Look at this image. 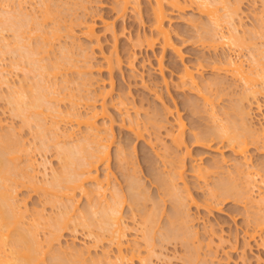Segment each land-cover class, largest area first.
Instances as JSON below:
<instances>
[{
	"label": "rangeland",
	"instance_id": "1",
	"mask_svg": "<svg viewBox=\"0 0 264 264\" xmlns=\"http://www.w3.org/2000/svg\"><path fill=\"white\" fill-rule=\"evenodd\" d=\"M20 1L22 0H19V2ZM19 2L18 1H15L14 3L11 2L12 5L14 4V6L11 5L12 8L11 7L8 8L5 7V8L7 10H11V9L14 10V8L18 7L17 9H19V5H18ZM40 2L42 3V1L40 0H24L22 1V5L24 9L27 8L26 11L29 13V15L31 14L36 16L40 12L37 16L38 18H40V20L44 21L42 15H44L45 10L43 9L45 7L43 3L40 4ZM237 2L240 5V7L238 6L240 10L235 20L238 24H241L240 28L242 34L240 35L242 36V38L246 40L244 47L242 49L241 48L238 49L235 46L228 47V45H223L220 44L219 42L216 43V41H215L216 44H212L214 40L213 41L211 40L212 42L209 41L204 43L201 40L200 36L202 35L200 34L203 33L202 28L205 27V26L203 27L202 25H207L206 23L208 19L205 16L201 15V13H199L197 9H194L195 8L194 7L193 9L192 8L187 9L185 12H180V13L178 12L172 15V22L170 24V28L172 30V37L176 45L179 48H181V52L183 55L182 57L179 54H177V52H174L171 49H167L166 51H164L161 44L159 43H157L153 48H147V46L146 47L143 46L139 48L133 47L134 44L133 42H131L132 41L131 38L133 37L134 39L136 37L135 35L138 32H140V34L142 35L143 33L147 34V32H150V28L152 25L151 22L152 12L150 9V4L147 3L146 0H144L141 5L142 7L141 16H139L138 12L131 9L125 17H119L117 15V12L114 10L115 0H51V2L49 0L47 3L49 6L50 5L53 6V7L50 6V9L52 11L55 10L56 12H58L57 11L58 9L55 8H57V6L58 8L60 7L59 10L62 11V15L60 11V14L58 16H61L63 20L62 19L60 20L56 15L57 17L56 18L53 17L52 18L53 20L47 19V22L45 23L46 26L44 25V22H41L39 20L41 23H43L44 27L47 30L54 28L55 24L53 22L55 19H59L61 21V25L64 26V27L61 26L63 32V34L61 33L62 39L60 38L61 39V40L59 39L60 41H56L55 47H52V50L54 49L55 51L53 50L54 51L53 52L50 49L52 51L49 53L50 55L47 53L46 55H44L45 53H43V55L46 56L45 57L46 60H43L45 63L47 62V64L49 63L50 65L52 61L56 62L58 60V57L56 58L55 54L59 55V57L61 58L63 55L61 56L62 51L60 50L64 49L63 47L66 46L69 42L70 44H72L71 43L72 40L73 41L77 40L75 42H78V44H75V42H73L76 46L72 44L73 47L75 46V50L74 48L73 50L75 51L76 55L78 50L76 48L79 47L78 45H80L78 50L79 56L75 55L76 56L75 57L73 55L74 51L73 54H71L72 56H74L73 57L74 62L79 64L78 67H74V68L71 67V70L63 69V71H61L63 73L60 72L61 75L58 76V79L56 78L57 80L54 78V76L53 78H51L52 80L51 79L50 80L54 81L53 79H55V81H57L59 85L65 82L63 86L70 87L68 88V90L69 89L70 90L69 91L67 90L66 91L67 93L66 92L65 93L68 95L70 91L73 92L71 94L72 97L74 94H76L75 96L79 95L80 94L79 90L81 92L86 91L85 93L83 92V95L81 94L77 96V100L79 104L77 109H79V111H81L82 113L91 112L92 110H94V105H96L97 111L99 110L100 112L103 109V104L106 103V105L105 104L104 105L107 106L108 113L106 116L104 117L101 116L98 119L99 122L98 124L101 126L100 133L102 136H104V141L107 139L105 142H107V144L110 147L109 151L111 156L108 165L106 166L100 165L99 168L100 180L101 181L105 180L106 175H109L110 186L107 192L108 199H110V195L112 192H114L115 189L123 193V194L121 193V195H123L122 197H126V200L124 199L125 202L122 201L123 205L121 206L120 209L122 211V218L124 225L127 227V232H128L127 233L128 238L126 237V241L129 240L132 242L133 239V241L136 240L139 243L138 245H140L141 247L140 257L146 258L147 264H187L186 260L187 262H189V257H192L194 253L197 256L195 257V259L197 260L195 261L194 259L195 264L196 262L199 264H201L202 262L204 264L206 263L264 264V243L263 241H261L264 238L263 237L264 229L263 231L259 230L260 232L257 234L256 238L253 237L250 240L247 234V231L249 233V231L252 232L254 230L255 224H253L254 223L253 221L255 219L253 217H257L254 216L257 215L256 214L257 210L255 208L254 209L256 211L250 209L253 207H251L250 204L248 205L249 202L246 201L239 202L232 198L228 199L224 197H221L222 200H220L221 199L220 196L219 198L217 197L216 199L211 198L210 196L211 190L214 188V184H218L220 180H221L220 182H222V180L223 179L226 180V178L230 179L233 174L236 175L235 169H237L236 167L239 163H241L240 166L244 168L246 171L250 169L252 172L258 173L256 175V179L259 183L257 184L259 186L261 185L260 187L264 189L263 188L264 187V182H263L264 138L262 137L263 140L257 143V141H255L253 137L251 136L247 137V140L250 142L249 143L250 147L248 149L249 151L247 152V156L249 157L248 162H245L244 159H241L240 156H237L231 149L227 147L226 144L227 142H223L220 139L217 140L214 139L211 142L202 143V144L196 142L195 140V135L202 136L206 132H207L206 134L209 135V133L211 134L212 130H214L213 128L217 126L214 125L217 123H215L212 120V117H210L212 116L210 112L212 111L211 109L213 106L215 107L214 111L215 112L217 111L220 115L219 119L223 120V122L221 121V123H225L227 122L225 120H230L229 118H232L233 115H236L234 114V106L237 107V105L241 104L240 100L243 97L241 95H244L247 89V86L243 83V81L236 79L231 74L227 73V71L220 70L221 71L220 72L218 69L215 70L213 68L214 65L215 66L219 65V67H223V66L225 67L226 58L229 56L235 58V55L240 52L241 59L245 61L244 62L245 66L248 69L249 67L248 65L253 60V53L254 54L257 53V51L255 50L264 48V0H231V3L237 4ZM68 9H71V11ZM26 11L24 10L23 12L26 13ZM221 13L224 12L221 11ZM85 19L87 22L90 23L95 22L97 35L99 37L100 42L97 43L95 39L92 40L86 38L82 34L83 27L80 26L77 21L79 20L85 21ZM191 20H196V22H198L199 28H194L195 26H193ZM74 22H77L78 25L75 26ZM105 22L106 23L109 22L111 25H113L115 30L118 32L117 35L119 36V39L117 41L118 43L116 45L117 46L116 49L117 52L123 58L122 68L115 69L114 70L115 72L112 75L114 79V84H113L114 86L110 84L111 83L110 72L106 70L105 67L101 68L102 69L101 71H98V68H100L101 64L103 65L105 64L103 58L104 55L105 54L110 55L113 50L116 51V49H114L115 40L113 38L114 37L113 32L107 29ZM71 23H73V25L75 26V27L73 26L75 33H73L74 38L71 36L72 40L69 39L70 33L66 29H64L66 28V26L70 27L72 25ZM29 30L30 29H28L27 31L30 35L27 36H31L30 39L32 40L31 41L32 43L31 42L30 43L32 44V46L35 47L37 45L39 37L36 35L35 33L36 31L35 32L32 31L33 33L31 35L30 33L31 31L29 32ZM122 30L124 32H122ZM206 34L209 35L208 33ZM131 35L133 36L131 37ZM1 37L2 38L5 37V40H7L6 42H10V44H13L15 42L14 32L12 30H6V31L4 30V32L0 34V38ZM129 39H131V41H129ZM2 41H4V39H2L0 43H2ZM215 45H217L218 47L215 48ZM233 47L236 50V52L233 49ZM65 48H68V45ZM70 49L71 47L69 48V50ZM65 50L68 51L67 49ZM81 51H83L84 54L87 52L85 56H87L88 58L83 57ZM133 53H136L137 55H136V59L132 63L133 65L131 64L132 65L131 66L129 62V60H131L129 59L130 58L129 55L131 56ZM87 54H89V56ZM2 55L3 54L0 55V70L3 71L5 78L9 81L11 86L19 87L21 83H23L24 81L27 82V80H29L30 82L35 80L33 78L34 77L33 72H30L29 70L30 65L27 63V61L25 62L23 61L21 62L22 64L21 63L18 64L16 60L18 59V57L16 54L14 55V53H10V54L8 53L6 55L3 56ZM43 55H38L37 57L43 58L42 57ZM47 55L52 56L51 59L50 57H47ZM161 57H163L162 60L163 68L160 67V63H159ZM77 59H79L82 62L78 63ZM85 59H89L90 62L88 60L85 61ZM83 61H85L86 64L90 63L93 66V69L92 67H90L92 70H89L88 64L86 66V64H83ZM185 65L190 66L194 70L198 69V67L199 70L203 69L202 67H205V69L201 71V73L202 72L203 73L202 74L200 73L201 76L199 81L200 80H201L200 82L203 81V83H201L203 86H201L200 84L201 88L204 87L205 84L204 81L207 82V80L209 82L218 79L219 81L223 82V85H221L220 87H216L213 85L212 89L208 90V92L202 90L208 93L206 95L209 97V99H211L209 104L204 105L205 101L201 95L196 93L197 91H192V89L184 90L182 87L179 86V76ZM80 67H82L81 68L82 72L85 74H82L81 70L79 69ZM86 67L88 69H85ZM79 71L81 72L80 74ZM218 72H220L221 74ZM50 77H52V75ZM83 79L87 80V81L85 80L87 82V84H85L86 87L84 85L83 86L79 85V83L83 84ZM68 80L69 82L67 85L66 81ZM78 85L80 86L79 89H78L79 87ZM84 87L86 88V90ZM9 89L10 88L8 87V85H4V86L2 85V87H0V122L2 121L0 124L3 123V125H0V137L4 135H5L4 137H6L7 133L8 135H11L12 133L11 131H13V134L15 133V135L18 136L14 138L17 139L19 138L21 142L23 141L25 142V143H21L22 147H24L25 145V149H26L25 153L22 154L23 160L20 162L21 167L23 168L26 165V163L28 162L27 159H30L29 157L36 159L33 160L35 161L36 164L34 168L35 169L37 168L36 172H38V178H39L38 182L40 183V185L43 186L47 185L48 187H50L49 185L51 184L48 185V183H50V180H53L55 175H58L59 172L61 173V171H63L61 167L63 165L62 164L63 161L61 160L60 155L58 153L59 147L56 145V140L53 139L55 137V132L59 130L60 132L59 131L58 132L59 133L62 132V134H64L65 132H67V134L73 133L74 137L71 140L77 141L80 138L84 137V135L86 136L87 135L86 131L88 132L89 130L86 127L78 126V124L74 120L71 121L70 118L66 119L65 115L67 114L65 113L71 110L69 108L70 106H73V104L69 99L66 100L65 98L66 101L61 102L59 104L60 106L59 109L61 110V113L62 111L64 112V114L61 115L62 119H65L62 120L60 117H58L60 118L58 120L61 121V123L59 122L61 125V126L59 125V128H61V130L60 129L55 130L54 124H53L54 127H51L52 124L49 121H51L52 118H49V116H51L50 115L51 113H49V111H47L49 113V114L47 113V116L43 115L45 117L44 119L46 120L43 121L46 122V126H48L47 130H49V132L47 131L48 133L47 140L49 141L50 144L49 147H51L52 149L48 148V150L47 149L45 151L42 150V147L40 146H43L42 142L44 140L46 144H48L47 140L43 138L44 140L42 141L40 137H37L36 129L38 130V128L35 125L36 124L35 121H33L32 122L33 124L31 123L29 127L27 125L26 127L24 124H22L23 120L14 114L12 105L10 104L8 98L10 96ZM103 94L105 95L106 99L104 98ZM61 95L63 94H60V96ZM80 96L82 98H80ZM66 97L70 98L69 95ZM104 99L106 100V102H104L105 101ZM73 100L77 101L76 99ZM89 100H92L94 102L93 103L94 105L92 104V101ZM249 100L252 103L254 101L255 105L253 104V108L251 109L252 111L250 112V114H252V117L248 116L249 118L248 123L250 125H253L252 127H254V129L260 130L261 128H264V95L262 93H258L257 95H250ZM123 101L125 102L124 104H126V108L124 107V104L123 106L119 104L121 102L123 103ZM190 101L192 103H190ZM197 102L199 104H197ZM88 103L90 106L88 105ZM248 103L249 102L247 100H244L245 106H247ZM256 104H260L261 108L258 109L257 108L258 105L256 106ZM194 105H198V106L200 105L199 109L196 108ZM211 113H213V111ZM156 115L160 117L157 118ZM179 115L186 124L185 127L186 144L182 147L183 149L182 148L179 149L174 144H172L173 142L167 136L168 128L176 131L177 128L179 127L178 124ZM63 116L65 117L63 118ZM148 117L154 119L157 118L156 120L158 121L159 119H161L160 124L162 123V126L165 125V122H167L166 123L167 128L165 126L160 129L154 127L152 124L148 123ZM249 120H251L252 123H250L251 121L249 122ZM131 122H133V124L137 123L136 125H138L137 127L139 128L134 126L136 129L135 128L134 130L129 129L128 126L130 127L129 124ZM135 132H137V134ZM141 132L143 136L141 135L140 137ZM157 137L160 138H158L157 140ZM160 139L162 141H160ZM60 140L64 141L65 138L63 139L61 137ZM119 149H123V151L125 150L127 152L126 153L124 151V154H126L127 156L125 157L126 158L129 157L127 159L128 162L126 161V159L124 160L125 163H123L124 161L122 162L123 166L122 163H120L121 164L120 167L118 166L119 163H117L118 159H116L117 158L116 154ZM187 152L190 154H187ZM23 155H25L26 158L23 157ZM178 156L182 157L183 161L179 160ZM224 160L225 162L222 163V161ZM246 163H248L249 166H247L248 164ZM217 165L219 166V168H217V170L216 169L214 170V172L216 173L217 171V173L208 175L207 180L199 179L197 177L195 170H197L199 166L200 167L208 166V168H213L214 166ZM177 166L178 167L184 166L182 170L180 169L181 167H179V169L183 172L184 177H181L176 174L173 175V172L175 171H176L175 173L179 172V170L177 171L178 169ZM122 167L124 168L126 167L127 170L126 168L121 169ZM171 172H172L171 175H173V177L177 176L175 177L177 178V180L175 179L177 185L179 184V187L178 186L177 187L182 188L184 190L186 189L185 191L182 189L179 190L183 198H186V201L184 202L182 207L183 209H185L183 211L188 210L184 212L185 216L183 215V217L190 219L187 221L183 220L184 222H187V225L184 224V226L186 227L190 225L189 226L190 229L189 227H187L188 231L192 229L197 233V234L195 233L197 237L195 238L196 240L194 239L195 244H193L192 242L193 238H191L192 241L189 240L192 246H189L188 244L189 242L187 239L183 238V234H182L183 240L177 241L175 238H174L175 240L174 239L172 240L171 238L170 241V237H167L169 239V242H165L167 238H165V241L163 243L161 242V240L163 241V238L161 239L160 236H163V233H165V230L167 228L164 226L168 225L167 222H169V218H170L168 216L172 215L171 213L173 212L172 208H174L173 204L175 203L174 201L175 197L174 196H172V198L169 197L171 196V194L169 195L168 192L165 191L164 186L160 185L159 183H161L160 182V178H161L160 176L162 175L161 173H163L162 176L163 178L164 177L169 178ZM44 174L47 175L45 176ZM130 176L131 178H129ZM178 177L182 178V180L181 179L179 180ZM183 178L186 182V185H188L187 187L189 189L184 187L185 182L184 184L182 183ZM129 179H131V181H129ZM132 180L135 181L137 180L136 182L140 183V187H141L140 190L142 191L144 190L145 197H147L148 199L151 198L150 199L151 201L150 200H147L148 202L146 201L147 203L146 202L144 203V200L146 199L142 200L143 202L141 203L140 206L144 205V207L139 206V209L141 208L140 210H138V208L136 207V209L135 208L133 209L135 211L132 210L133 206L129 203L130 189L128 188L130 187L131 184L130 182H132ZM241 180L242 179L239 180L238 184L243 185ZM127 181L129 182V184ZM92 186L94 187V183L92 184L90 182L86 184V187L88 188H93ZM162 187L164 188V190ZM42 190L43 189L35 190L33 188H20L19 199L26 200L28 215L31 216V214H33V212L35 213V211L38 209V211H43L42 213L44 214L45 218H47L45 219L46 222L49 221L52 222L51 220L55 222V220L60 219L59 217L61 216L59 215L62 213V210H65L63 209L65 207H62L61 203L63 202V204H65L66 201L67 204L70 205L71 202L68 203L67 201L68 199L67 200L60 199L61 201H59L60 202L59 204L60 207L62 208L59 209L60 207H58L59 206L58 204H56V207L50 205L51 203L48 204L49 202L48 199H52V197L47 199V197L50 196L47 195L46 192L43 193ZM188 191H190V194L188 193ZM255 191L253 193L254 198L255 197L259 198L258 197L259 191L257 187L255 188ZM184 192L185 193L187 192L189 196L185 197L186 194ZM44 194H46L47 196ZM77 194L78 195L76 196V200L77 199L78 200L76 204H78V208L76 212L78 214L74 216L75 222L69 225L70 229H67L65 231L64 233L65 235L62 238L61 242L54 245L52 252H55L58 249L60 250V248L63 249L64 247L66 248V249L64 248V250L67 251L70 248L72 250L73 247L75 249L76 247L77 249L82 248V246L91 245V243L95 241L94 239L97 238L96 236L98 234L96 233L98 232L96 231H99L98 229L94 228V231L96 233L95 232L91 233L90 230L84 227L81 223L82 222L81 219L83 216L82 213L85 211L86 207H88L89 199L87 198L86 195H84V193L82 194L78 192ZM95 198L96 196L94 197V200ZM157 202L159 204L161 202V205L159 206ZM154 205L155 206L158 205L159 208L162 207V211L161 209H159L160 210L159 212L160 214L161 212L163 214L162 216H160L159 214L158 217L160 219L158 218V221L160 222H157L158 227H156V229L154 228L155 230L154 233L156 236L154 239V244H155L154 247L156 246V244L157 246L155 247V251L153 253L151 252L149 255L148 248L145 244L146 241L142 237V230H141L142 218L140 217V214L142 212L141 211L142 208L144 209L150 208L148 209V211H150L154 207ZM259 215L263 216L264 211L262 213L260 212ZM55 216L56 217L59 216V217L55 218ZM49 217L50 218L54 217V218L49 220L50 219ZM50 222L48 224H50ZM70 223L71 222H69V224ZM45 226L48 225L46 224ZM163 229L165 230L163 233H161ZM42 230L43 231H41V238L43 240L44 238L46 239L47 235L49 234L48 232L50 230V227L48 226V229L47 227H45ZM105 233L106 232H104V234ZM109 238L110 235L105 234L104 239H102L101 243H99L98 250L96 251L93 250L91 253L92 255L90 254V256H92L93 259L99 257V255H101L100 253L106 250V248L110 250V254L112 256L117 255L116 253L117 249L115 247L116 245L113 246L114 244H112V241L111 240L110 242L108 241ZM176 238L179 239L178 237ZM182 238L180 237V239ZM247 241L249 242L247 243ZM134 243L135 242L131 244L132 247L135 245ZM188 246L191 248V250L193 249V247H196L198 249V252L195 251L194 253H191L190 249H188L189 248ZM196 248H194V250H196ZM194 250H192V252ZM187 255L188 257H186ZM90 256L88 257L92 259ZM89 258H88L89 262L86 263L87 264H90V262L93 263L92 260H89ZM131 263L132 262H130L129 264ZM132 264H144V263H142L141 260H139L138 258L135 259ZM145 264H146V260H145Z\"/></svg>",
	"mask_w": 264,
	"mask_h": 264
},
{
	"label": "bare ground",
	"instance_id": "2",
	"mask_svg": "<svg viewBox=\"0 0 264 264\" xmlns=\"http://www.w3.org/2000/svg\"><path fill=\"white\" fill-rule=\"evenodd\" d=\"M15 1L19 2V0H0V34H2L4 32V30L5 31L6 30H12L14 32V38H15V42L13 44H10V42H6L7 40H5V37L0 38V41L2 39H4V41H2V43H0V46L2 47V48L0 47L2 49V50L0 49V52H1L0 55L1 54L6 55L8 53L9 54L14 53V55L16 54L18 57V59H16L18 64L23 62V61L24 62L27 61V63L30 65L29 70H30V72H33V74H34L33 78L35 80L32 79L34 81H30V82H29V80H27L28 83L26 81H24L23 83H21V85L19 87H14V86H11L9 81L5 78L3 71L0 70V87H2V85L3 86L8 85V87L10 88L9 89V95L10 96L8 98H9L10 104L12 105V109H13L14 114L23 120L22 124H24L25 126L27 125L29 127L30 124L33 121H35L36 122L35 125L38 128V130L36 129L37 137H40V139H42V141L44 139L47 140L48 139L47 138L48 137L47 131L49 132V130H47L48 126H46V122H45L46 120L44 119L45 118L44 116H47V113H48L47 111H49V113H51L50 114L51 116H49V118H52L51 119L52 122L49 120H47V121H49L52 124V126H51V124H50V126L54 127L53 126V124H54L55 130H57V129L61 130V128H59L61 121L58 119H60V118L62 119L61 115L64 114V112L62 111V113H61V110L59 109V107H60L59 104L61 102L66 101L67 99H69L71 101V103L73 104V106H70L69 109H71V110H69L65 113V114H67V115H65L66 119L70 118L71 121L74 120L78 124V126L86 127L89 131L88 132L86 131L87 135L86 136L84 135V137L80 138L77 141L71 140L74 137L73 133L67 134V132H65V133L63 132L64 134H62V132L59 133L60 132L59 130H58L59 132L58 131L55 132V137L53 139L56 140V145L59 147L58 153L60 155L61 160L63 161V163L61 162L63 164L61 166L63 171H61V173L59 172L60 174L58 173V175H55L53 180H50V183H48V185L51 184V185H49L50 187H48L47 185L46 186L40 185V183L38 182L39 178H38V172H36L37 168L36 169L34 168L36 165L34 160H36V159L29 157L30 159H27L28 162L26 161L27 167H26V165L23 168L21 167L20 162L23 160L22 154L25 153V150H26L25 145L23 144L24 147H22L21 143H25V142L24 141L21 142L19 140V138L18 139L14 138V137H18V136H16L15 133L13 134V131H11L12 132L11 135H8V133L6 134L8 137L7 136L4 137L5 135L0 137V264H83L86 262L88 263L89 262L88 256H90V254L92 253L93 250H95V251L98 250L99 243H101L102 239H104L105 234L110 235L111 239L109 238L108 241L110 242V240H111L112 244H114L113 246L116 245L115 247L117 249V252H116L117 255L112 256L110 254V250H108L106 248V250H104V251H102V253H100L101 255H99V257L93 259L92 256H90L92 259L89 258V260H92V262H93V263L90 262V264H129L130 262L133 263L134 260L138 259V258L144 264H145V260H146V264H147V259L140 257V254H141L140 248L141 247H140V245H138L139 243L136 240L133 241V239H132V242L129 240L126 241V237H127L128 232H127V227L124 225V222H123L122 211L120 210L121 206L123 205L122 203L125 202L124 199L126 200V197H122L123 196V195H121L122 192L115 189L114 192L111 193L110 199H108L107 192H108L109 186H110L109 175H106L105 180H103V181L100 180V175H99L100 165H105V166L108 165V162L110 161V156H111L110 151H109L110 147L107 144V142H105L107 139L104 141V136H102L100 133L101 132L100 131L101 126L98 124L99 123L98 119L101 116H103V117L106 116L108 113L107 112V106H105L106 103H104V102H106L105 95L103 94V96L105 98L104 99L105 101L103 103L105 105L103 104L102 111H100V112H99V110L97 111L96 105L93 104L94 102L92 100H89V101H92V104L94 105V110H92V111L90 110L91 112H89V113L83 112L84 113L83 114L81 111H79V109H77L79 106L77 96H79L81 94L83 95L84 91L81 92L79 90L80 94L77 96H75L76 94H74L73 95L74 98L71 95L73 92L70 91V93L68 92L69 93L68 95L70 96V98H68V97H66V96H68L66 94L67 93L66 91L70 87L63 86L65 84V82H63V84L59 85V83L57 81H55V79L56 78L58 79V76L61 75V73H63V72H61V71H63V69L71 70V67L74 68V67H78V65H79V64L75 63L74 59H73V57L76 55L75 51H74L75 46H76L75 44H78V42H75L77 40L73 41L71 39V36L73 37V33H75L74 27L78 25L77 22L79 23L80 26L83 27L82 34L86 38H89L92 40L95 39L97 41V43L100 42L99 37L97 35L95 22L90 23V22H87L85 19V21L79 20L77 22H74L75 26L73 25V23H71L72 25L70 24L71 25L70 27L66 26V28H64V29H66L70 33L69 39L72 40L71 41L72 44H74L73 42H75V44H74L75 46L73 47V45L70 44V42H69L67 44L68 48H65V47H67V45H66L63 47L64 49H62V50L59 49L60 51H62L61 56L62 55L63 56L60 58L59 55L55 54L56 58L58 57V60L55 58L57 61L56 62L52 61L53 63L51 62L52 64L50 63V65H49V63L47 64V62L45 63L43 61V60H46V58H45L46 56H44V55H46V53L49 54L50 52H52L54 50V49L52 50V47H55L56 41H60L62 39L61 37L63 34L62 27H64V26L61 25V21H60L62 19V17L58 16L60 14V11H61V10H59L60 7L59 8H58V6H57V8L54 7L55 9H58L57 10L58 12H56L55 10L52 11L50 9V6L51 7H53V6L52 5L49 6L47 3L49 0L48 1L40 0V1H42L43 5L45 7L43 9V10H45L44 15H42L44 21H42L37 16L40 12L36 16L31 15V14L29 15V13L26 11L27 8L24 9V7L22 5V1H24V0L19 2V4H18L19 9H17L18 7H16V8H14V10H12L11 8H12V6H14V4L12 5L11 2L14 3ZM143 1L144 0H115L114 10L117 12V15L119 17H125L131 9L138 12L139 16H141L142 15L141 5H142ZM146 1H147V3L150 4V9L152 12L151 13L152 25L150 28V32H147V34L143 33V35H142V34H140V32H138L135 35L136 37L134 36L135 37L134 39L132 37L133 35H131L132 38L131 37L130 38L132 39V41H131V39H129V41L133 42V44H134L133 47H135V48H137V47L139 48V47H143V46H145V47L147 46V48H153L157 43H159V44H161L164 51H166L167 49H171L174 52H177V54H179L182 57L183 55L181 52V48H179L176 45V43L174 42L173 37H172V30L170 28V24L172 22V15H174V13H178V12L179 13L185 12L187 9H190V8L193 9L194 7H195L194 9H197L199 11V13H201V15L205 16L208 19L207 23L205 22L207 25H202L203 27L205 26L204 28L206 29V31L204 28H202L203 33L200 34V35H202V36H200L201 40L204 43L209 42L211 40L212 41L214 40L213 42L211 41L212 44H216L219 42L220 44L228 45V47L229 46L230 47L235 46L238 49L239 48L242 49L245 45L246 40L244 38H242V36L240 35V34H242V31L240 28L241 24H238L235 20V18L238 16L239 10H240V8H239L240 5L238 4V2H237V4H234V3H231V0H146ZM50 2H51V0H50ZM42 3L40 2V4H42ZM31 5H33V4H31ZM5 7H7V8L11 7L10 8L11 10H7ZM23 9L26 11V13L23 12L24 11ZM68 10L71 11V9H68ZM221 11L224 13H221ZM70 14H71V12H70ZM56 15L58 16V18L60 20L55 19L53 22L55 24V26L53 25L54 28L47 30L44 27L45 23L47 22V19H52L53 17L56 18L57 17ZM61 15H62V11H61ZM29 16H31L32 18ZM39 20L41 22H44V25ZM191 21H192L193 26H195L194 28H199L198 22H196V20H191ZM222 24H225V25H222ZM106 27L108 30H111L113 32V35H114L113 38L115 40V48L114 49H116L117 48L116 45L118 43L117 41L119 39V36L117 35L118 32L115 30L114 26L111 25L109 22L106 23ZM28 29H30L29 32L31 31L30 32L31 35L33 32L36 31L35 33L39 37V40H38L37 45L35 47L32 46V44H31L32 43L31 42L32 40L30 39L31 36H27V35H30L27 31ZM31 29H33V30H31ZM67 31H65V32H67ZM122 32H124V31L122 30ZM206 33H208L209 35H207ZM205 36H207V37H205ZM215 41H216V43H215ZM70 45H72V46H70ZM217 45H215V48L218 47ZM78 46L80 47V45H78ZM70 47H71V49L69 50ZM79 47H77L76 49L79 50ZM73 48H74V50H73ZM65 49H67L68 51H66ZM233 49H234V47H233ZM78 50H77L76 56H79ZM80 50H81V48H80ZM63 51H66V52H63ZM73 51H74V54H73ZM83 51H81L82 56L86 58L87 56H85V54L87 52L84 54ZM255 51H257V53L256 54L253 53V60L248 65L249 66L248 69L245 66V63H244L245 61L243 59H241L240 52L235 55V58L232 56L227 57L225 67L224 66L219 67V65L218 66L214 65L213 68L215 70L218 69L219 71L220 70L221 71H227V73L231 74L236 79L243 81V83L247 86V89H246V92L244 93V95H241V96H243L242 99L240 98L241 104L237 105V107L234 106V114H236V115H233V116L231 115L232 118H229L230 120H225L227 122L221 123V121L223 122V120L219 119L220 115L217 111L216 112L214 111L215 107L213 106L211 109L213 111V113H211L212 111L210 112V114L212 115L210 117H212V120L215 123H217V124H214V125H217V126H215L216 128L214 127L213 128L214 130H212L211 134L209 133V135L206 134L207 132L202 136L195 135L196 142L201 143V144L211 142L214 139H216V140L220 139L223 142H227L226 143L227 147L229 149H231L237 156H240L241 159H244L245 162L249 161V157L247 156V152L249 151L248 149L250 147V145H249L250 142L247 140V137H250V136L253 137L255 139V141H257V143H259L261 140H263L262 137L264 138V128L257 130V129H254V127H252L253 125H250L248 123V119H249L248 116L252 117V114H250V112L252 111L251 109L253 108V104L255 105L254 101H253V103L250 102V100H249L250 95H257L258 93H262L264 95V48L258 49ZM235 52H236V50H235ZM43 53H45V54L43 55ZM71 54H73L74 56H72ZM38 55H43L42 56L43 58H40V57L38 58L37 57ZM49 55H47V57H50V59H51L52 56H49ZM87 55L89 56V54H87ZM136 55H137L136 53H133L131 56L129 55V57H130L129 59H131V60H129L130 65L136 59ZM103 58H104L105 64L104 65L101 64L102 67L100 66V68L97 67L98 71H101L102 70L101 68L105 67V69L110 72V76H111V80H110L111 83L110 84L113 85L114 79H113L112 75L115 72L114 71L115 69H117V68L121 69L122 68L123 58L117 52V49H116V51L113 50L110 55L105 54ZM86 60L89 61V59H85V61ZM162 60H163V57H161V59L159 61L161 68H163V66H162L163 61ZM77 61H78V63L82 62L79 59H77ZM85 61H83V64H86ZM87 64H86V66H87ZM89 64H88V68H89V70H92L93 66L91 64L89 66ZM90 67H92V69ZM200 67H202V66H200ZM81 68L82 67H80L79 69L82 72ZM88 68L86 67L85 69H88ZM202 68L205 69V67H202ZM83 69H84V67H83ZM203 69L199 70V67H198V69L194 70L190 66L185 65V67L183 68V70L179 76V86L182 87L184 90L185 89H188V90L192 89V91H197L196 93L201 95L202 98L204 99V101H205L204 105H207V104H209L211 99H209V97L206 95V94H208L206 92H208V90L212 89L213 85L216 87H220L221 85H223V82L219 81L218 79L213 80V81H209V82L207 80V82L204 81L205 84H204V87H202L204 89H202L201 86H203V85L201 83H203V81L200 82L201 80L199 81V79L201 76L200 73H201V71H203ZM81 72L79 71V74ZM220 72H218V73H220ZM82 74H85V73L82 72ZM51 75H52V77H50ZM53 76L55 79H53L54 81H51L52 80L51 78H53ZM48 79L49 80L51 79V80L49 81ZM85 80L83 79V84L79 83V85H81V86L84 85L86 87L85 84H87V82H86L87 80L86 81ZM68 82H69V80L66 81L67 85H68ZM61 83H62V81H61ZM200 84H201V86H200ZM79 88H80V86L78 87V89ZM85 90H86V88H85ZM202 90H205L206 92H204ZM60 94H63V95L60 96ZM65 98H66V100H65ZM71 98L76 99L77 101H74ZM80 98H82V97L80 96ZM83 98H84V96H83ZM88 99H90V98H88ZM244 100H247L249 102L247 106L244 105ZM76 102H77V104H76ZM193 102H194V100H193ZM121 103H119V104L121 106H123V104L125 102L123 101V103L122 104ZM190 103H192V102L190 101ZM197 104H199V103L197 102ZM76 105H77V107H76ZM88 105H89V103H88ZM194 106L199 109L200 105L199 106L194 105ZM256 106L258 109L261 108L260 104H256ZM124 107L126 108V104H124ZM190 108H193V107H190ZM196 108H195V110H196ZM232 110H233V108H232ZM137 111H140V110H137ZM168 112H170V111H168ZM217 115H219V116H217ZM65 116H63V118ZM156 116H153V117H156ZM161 116H163V115H161ZM58 117H60V118H58ZM158 117H160V116H157V118ZM157 118L154 119V118L148 117V123L152 124L154 127L158 128V129H160L164 126L167 128V126H166L167 122H165V125L162 126V123L160 124L161 119H159V121H158V120H156ZM178 118H179L178 119L179 120L178 121L179 127L177 128L176 131L168 128L167 136L173 142L172 144H174L177 148L181 149L186 144V141H185L186 124L180 115ZM43 120H45V121H43ZM62 120H65V119H62ZM250 121L251 120H249V122ZM133 122H131L129 124L130 127L128 126V128L131 130H134V128L138 126V125H136L137 123L133 124ZM71 123H73V122H71ZM250 123H252V121ZM0 125H3V123ZM137 128H139V127H137ZM135 133L137 134V132H135ZM60 134H62V135H60ZM141 135H142V132L140 134V137H141ZM61 137L63 139L65 138V140L64 141L60 140ZM158 138H160V137H157V140H158ZM160 141H162V140L160 139ZM43 143L46 144L45 140L42 142L43 146H40V147H42V150L45 151L46 149L48 150V148L52 149L51 147H49L50 144H49L48 140H47L48 144L44 145ZM40 150H41V148H40ZM263 150H264V143H263ZM124 151H123V149H119L117 151V154H116V156H117L116 159H118L117 163H119V165H118L119 167L121 166L120 163H122L125 159L127 161V159L129 158V157L126 158L127 156H126V154H124ZM187 154H190V153L187 152ZM23 157L26 158L25 155H23ZM169 158H167V159H169ZM179 160L183 161L182 157H179ZM223 162H225V160L222 161V163ZM123 163H125V161ZM123 163H122V166H123ZM240 164L241 163H239L238 165L240 166ZM246 164H248V163H246ZM179 165H180V163H179ZM238 165L236 167L237 169H235L236 175L233 174L232 176H234V177L231 176L230 179L226 178L227 181L223 179L224 181L222 180V182H220L221 181L220 180L218 184H214V188L211 190L210 196H211V198H215V199L217 197L219 198V196H220V198L221 197L228 198V199L232 198V199L239 201V202L240 201H246V202H249L248 205L250 204L251 207H253L250 209H253L254 211L257 210V212H256L257 215H254L257 217L252 216L255 219L253 221L254 222L253 224H255L254 230H253L254 232L249 231V233H248V231H247L248 238L250 240L253 237L256 238L257 234L260 231H263V229H264L263 228L264 227V215L263 216L259 215L260 212L262 213L264 211V189H262L260 187L261 185L259 186L257 184V183H259L256 179V175L258 173H254L250 169H248V171H246L244 168H242L241 166L239 167ZM247 166H249V164ZM179 167H181V166H179ZM179 167L177 169V171L179 170V172H177L178 174L175 173L176 172L175 170H172V171H175V172H173V175L176 174V175H179L181 177H184L183 172L181 171L184 166H182L180 168L181 170L179 169ZM123 168L124 167H122L121 169H123ZM127 168H126V170H127ZM198 168H197V170H195L197 177L199 179H203V180L206 179L207 180L208 175H210V174L212 175L213 173H215L214 170L215 169L217 170V168H219V166L217 165V166H214L213 168H208V166L207 167L203 166V167H200L199 169ZM175 169H176V167H175ZM134 171H135V169H134ZM216 173H217V171H216ZM161 174L162 175L160 177L162 179L160 178L161 183H159V184L164 186L165 191L168 192L169 195L171 194V196H169V197H171V198H172V196L175 197V200H174L175 203L173 202L174 208H172L173 212L171 213L172 215L168 216V217H170L169 222H167L168 225L164 226L167 228H166V230L163 229V231L161 232V233H163L165 230V233H163V236H160L161 239L163 238V241L161 240V242L163 243L165 241V238H167V237H170V241H171V238H172V240L175 238L177 241L183 240V238H184V239H187L188 242H189V240L192 241L191 238H193L192 242H193V244H195L194 239L197 238L195 235L196 232L193 231L192 229L188 231L187 227H189L190 225L186 226V227L184 226V224L187 225V222H184V221H187L190 219L183 217V215L185 216L184 212H186L188 210L183 211L185 209L182 208L184 202L186 201V198H183V196L180 193V190L182 188H178L179 184L177 185V183H176L177 178H175L177 176L173 177V175H171L172 174V172H171L169 175L170 176L169 178H165V177L163 178L162 177L163 173H161ZM44 175L46 176L47 174H44ZM134 175H136V174H134ZM129 178H131V176ZM180 179L182 180V178H179V180ZM238 179L239 180L242 179L241 181H242L243 185L238 184L239 183ZM129 181H131V179H129ZM136 181L132 180V182H130L131 183L130 187L128 188V189H130L129 190L130 191L129 192V194H130L129 195L130 196L129 197L130 198L129 203L133 206V208L131 207L132 210L134 208L136 209V207L138 208V210H140L141 208L139 209V206L143 202L142 200L146 199V200H144V203H145L147 200L151 199V198L148 199L147 197H145L144 190L143 191L140 190V188H141L140 183L136 182ZM90 182L92 184L94 183V187L92 186L93 188L86 187V184H88ZM184 182H185V180L183 178L182 183L184 184ZM263 182H264V180H263ZM128 184H129V182H128ZM42 186H43V188H42ZM187 186L188 185H186V182H185L184 187L188 188ZM256 187L258 188V191H259V196H258L259 198H256V197L254 198L253 193H254ZM20 188H33L35 190L36 189L37 190L43 189L42 190L43 193L46 192L47 195L50 196V197H47V199L52 197V199H48V201H49L48 204L51 203L50 205L55 206V207H56V204H58L59 205L58 207H60V204H59L60 203L59 201H61L60 199H66V200L68 199L67 200L68 203L71 202V204L70 205L67 204V202L64 200L65 204H63V202L61 204H62V207H65V208H63L65 210H62V213L60 211V213H61L60 215L58 214L61 217L55 216V218L59 217L60 219H58V220L54 219L55 220V222H54L53 220H51L54 217H51V218L49 217L50 218L49 220H51L53 223L48 220L50 222V224H48L49 222L45 221V219H47V218H45L44 214L42 213L43 211H38V209H37L35 211V213L33 212V214H31V216L28 215V209L26 207L27 206L26 200H24V199L20 200L19 199ZM164 188H163V190H164ZM182 190H184V189H182ZM78 192H80L82 194L84 193V195H86L87 198L89 199L88 207H86L85 211L82 213L83 214L82 219H81L82 222H81V220H80V222L82 223V225L84 227H86L88 230H90L91 233L95 232L94 228L98 229L99 231H96L98 233L95 232L96 234H98L96 236L97 238L94 239L95 241L92 242L91 245H85V246H82V248L77 249V247L74 245L76 247V249L73 247L74 249L72 248V250H71V248H70L69 249L70 251L64 250V248H65L64 247L63 249L62 248H60V250L58 249L57 250L58 252L55 251V249H54V251L56 253L52 252L54 245L57 243H60L62 238L65 235L64 234L65 231L67 229H70L69 225H71V224H73V222H75L74 216L78 214L76 212V210L78 208V204H76V202L78 200V199L76 200V196L78 195L77 194ZM188 193L190 194V191H188ZM146 194H148V193H146ZM185 194H186L185 197L189 196L187 194V192ZM44 195H46V194H44ZM95 196H96V198L94 200ZM148 197H149V195H148ZM47 199H46V202H47ZM220 200H222V198ZM218 202H219V200H218ZM157 204H159V203L157 202ZM155 205H154L155 208L152 206L154 208V210H153V208L151 209L152 211L151 210L148 211V209H150V208H148V209L145 208L146 211L144 208H142L141 211L143 213L141 212V214H140V217L142 218V220H141L142 237L146 241L145 244L148 248L149 255L151 252L153 253L155 251V247L157 246V244H156V246L154 247V245H155L154 239L156 237L155 233H154L155 232L154 228L156 229V227H158L157 222H160V221H158V218H159L158 216L160 214L159 209H161V211H162V207L159 208L158 205L157 206H155ZM160 205H161V202H160L159 206ZM62 207H60L59 209H61ZM140 207H144V205L140 206ZM133 211H135V210H133ZM250 212H252V211H250ZM162 214L163 213L161 212L160 216H162ZM76 218H77V216H76ZM184 218H186V219H184ZM69 222H71V223L69 224ZM45 223L50 227V230L48 232L49 234L47 235L46 239L44 238L42 240V238H41V231H43L42 229H44L45 227H47V229H48V226H45L46 225ZM186 229H187V231H186ZM189 229H190V227H189ZM104 232H106V233L104 234ZM182 234H183V238H182ZM160 235H162V234H160ZM176 237H178L179 239H177ZM180 237L182 239H180ZM167 239L165 242H169V239L168 240ZM159 241H160V239H159ZM186 241H183V242H186ZM261 241H263V243H264V238ZM133 242H135L134 243L135 245L133 244L134 246L132 247L131 244ZM248 242L249 241H247V243ZM190 243L191 242L188 243L189 246H192ZM61 244H60V247H61ZM85 244H86V242H85ZM153 247H154V249H153ZM194 248H196V247H193L192 250H194ZM188 249H190L191 253H194L195 251L198 252L197 248L193 252H192L190 247ZM194 254L193 255L191 254L192 257H189V262H187V260H186L187 264H195L194 262L197 260V259H195V257H197V256H196V254L195 255ZM199 255H200V253H199ZM186 257H188V255ZM186 259H188V258H186ZM194 259H195V261H194ZM196 264H199V263L196 262ZM206 264H208V263H206Z\"/></svg>",
	"mask_w": 264,
	"mask_h": 264
}]
</instances>
